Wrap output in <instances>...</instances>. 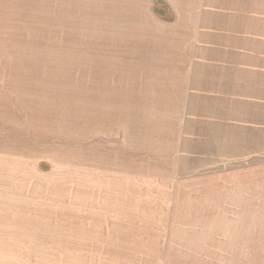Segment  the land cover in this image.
<instances>
[{"label": "rangeland", "instance_id": "374dc122", "mask_svg": "<svg viewBox=\"0 0 264 264\" xmlns=\"http://www.w3.org/2000/svg\"><path fill=\"white\" fill-rule=\"evenodd\" d=\"M219 4L0 0V264H264V1Z\"/></svg>", "mask_w": 264, "mask_h": 264}, {"label": "crops", "instance_id": "0c3cea01", "mask_svg": "<svg viewBox=\"0 0 264 264\" xmlns=\"http://www.w3.org/2000/svg\"><path fill=\"white\" fill-rule=\"evenodd\" d=\"M258 1H264V0H224V4L223 5L219 4L217 8L222 7L227 9H239V8L241 9L250 6L254 8ZM250 3L252 4L250 5Z\"/></svg>", "mask_w": 264, "mask_h": 264}, {"label": "water", "instance_id": "95a60500", "mask_svg": "<svg viewBox=\"0 0 264 264\" xmlns=\"http://www.w3.org/2000/svg\"><path fill=\"white\" fill-rule=\"evenodd\" d=\"M158 4H163V0H158ZM156 11L161 14V15H165V11L164 10H159L157 7H156Z\"/></svg>", "mask_w": 264, "mask_h": 264}]
</instances>
